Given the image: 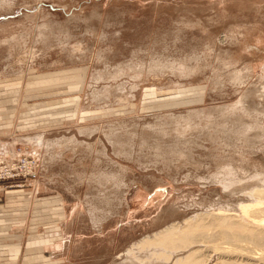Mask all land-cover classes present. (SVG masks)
<instances>
[{"label":"rangeland","instance_id":"obj_1","mask_svg":"<svg viewBox=\"0 0 264 264\" xmlns=\"http://www.w3.org/2000/svg\"><path fill=\"white\" fill-rule=\"evenodd\" d=\"M4 149L40 176L0 180V264H179L157 234L264 189V0H0Z\"/></svg>","mask_w":264,"mask_h":264},{"label":"bare ground","instance_id":"obj_2","mask_svg":"<svg viewBox=\"0 0 264 264\" xmlns=\"http://www.w3.org/2000/svg\"><path fill=\"white\" fill-rule=\"evenodd\" d=\"M254 196L259 199L258 204L243 206L241 214L204 213L183 227H169L155 240L178 250L200 246L180 257L179 264H206V252L216 256L215 264H264V189Z\"/></svg>","mask_w":264,"mask_h":264},{"label":"built area","instance_id":"obj_3","mask_svg":"<svg viewBox=\"0 0 264 264\" xmlns=\"http://www.w3.org/2000/svg\"><path fill=\"white\" fill-rule=\"evenodd\" d=\"M35 152L4 149L0 159V180L24 186L26 181L39 179V154Z\"/></svg>","mask_w":264,"mask_h":264},{"label":"crops","instance_id":"obj_4","mask_svg":"<svg viewBox=\"0 0 264 264\" xmlns=\"http://www.w3.org/2000/svg\"><path fill=\"white\" fill-rule=\"evenodd\" d=\"M41 75H44V74H40V75H37L36 76V80H38V79H40L41 77H39V76H41ZM34 82V81H33ZM33 82H31V83H33ZM85 83V82H84ZM30 84V83H29ZM52 83L51 82H43V83H39V84H34L33 85V88L34 87H36V86H41V87H45V86H50V87H52V86H54V85H51ZM67 84H69V83H67ZM69 86H70V89H71V85L69 84ZM29 87H31V86H29ZM83 87V86H82ZM39 89V88H38ZM80 91V90H79ZM39 96H46L45 94H43V93H41V94H33V95H31V96H29V98H32V97H39ZM12 100H14V103L15 104H13V105H17V101H15L16 100V97L15 96H12V98H11ZM55 101H59V102H61L62 101V99L60 100V99H56V100H51V101H49L48 102V104H50V105H48V107L50 108V107H55V105H58V104H56V103H54ZM58 102V103H59ZM81 102V101H80ZM24 103L25 104H28L29 106H30V110L33 112V111H36V110H38V108L36 107V105H38V104H31V103H28V101H27V98L25 97V99H24ZM45 104H47V102H44ZM53 103V104H52ZM60 104V103H59ZM54 105V106H53ZM46 107V106H45ZM43 108V110L44 109H46V108ZM79 108V107H78ZM39 109H41V108H39ZM32 114V113H31ZM27 115V114H26ZM9 116V115H8ZM11 117V118H10ZM13 117H15L14 116V113H11V115L9 116V117H7V118H9V119H13ZM15 121V120H14ZM17 121V120H16ZM32 122H35V121H32ZM31 123V121H28V119H26V118H24V121H23V123L22 122H19V124L21 125V124H24V126H28V124H30ZM37 123V122H36ZM14 124H15V122H8L7 124H6V126L5 127H13L14 126ZM41 184L38 182V183H35V185H34V190L33 191H35L36 193H39V190L41 189ZM17 192V194L16 195H13V193L12 192ZM33 191H27L26 189H17V190H10V191H8L7 193H8V196H9V198H10V203H11V205H19V204H23V205H26V207H27V203H26V200H28V198H30V200H31V205H33L34 204V200L32 199V198H34V196H36V193L35 192H33ZM17 196H20L21 197V201H17V202H15V200L16 199H14V200H12L11 198L12 197H17ZM23 199V200H22ZM39 201V200H38ZM36 202L37 201H35V204H36ZM28 210H29V208H27Z\"/></svg>","mask_w":264,"mask_h":264}]
</instances>
